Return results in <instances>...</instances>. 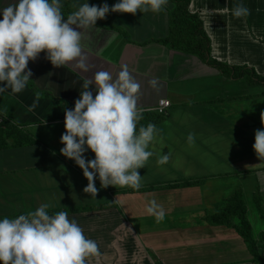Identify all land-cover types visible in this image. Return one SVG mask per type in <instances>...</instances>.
I'll return each instance as SVG.
<instances>
[{
	"label": "crops",
	"instance_id": "crops-1",
	"mask_svg": "<svg viewBox=\"0 0 264 264\" xmlns=\"http://www.w3.org/2000/svg\"><path fill=\"white\" fill-rule=\"evenodd\" d=\"M190 1L189 12L198 15L210 39L211 59L264 77V0ZM12 2L0 0V8ZM85 2L62 0L63 15ZM116 2L88 0L90 6ZM241 3L249 14L236 18L232 9ZM174 9L168 0L157 14L110 12L98 20V29L83 41L90 72L54 67L44 52L29 61V82L63 105L37 96L28 84L20 94L9 90L0 96V120L37 142L16 146L9 139L0 150V218L27 214L43 203L52 205L50 214L70 211L69 219L99 246L100 256L88 264H264V218L255 203L259 197L264 210V158L253 149L256 130L264 128V87L234 81L163 43ZM125 66L140 85L143 116L162 120L155 124L158 133L149 147L153 155L138 169L141 188H101L97 179L94 198L83 192L88 182L82 170L60 153L64 112L74 108L83 82L95 72H112L115 79ZM160 101L170 104L165 114L156 111ZM167 154L168 162L159 164ZM85 155L94 158L90 150ZM239 191L261 260L235 228L206 220ZM153 199L165 212L161 222L146 211ZM251 204L258 213L255 224Z\"/></svg>",
	"mask_w": 264,
	"mask_h": 264
},
{
	"label": "clouds",
	"instance_id": "clouds-1",
	"mask_svg": "<svg viewBox=\"0 0 264 264\" xmlns=\"http://www.w3.org/2000/svg\"><path fill=\"white\" fill-rule=\"evenodd\" d=\"M167 4L168 0H117L110 7L107 3L90 6L86 0L65 17L62 0H13L0 8V96L9 90L12 94L25 91L32 76L29 61L42 52L54 67L74 66L90 72L93 66L83 52V41L98 29V20L110 12L157 14ZM248 14L242 3L232 9L236 18ZM150 83L153 87L157 84ZM139 89L126 66L115 79L112 72L97 71L83 82L74 108L64 112L60 153L82 170L88 182L83 192L91 197L97 195V179L101 188L139 190L142 186L138 169L153 155L149 147L158 130L152 123L138 127L143 119ZM253 149L264 158V128L256 130ZM89 150L94 154L92 159L85 155ZM168 160V154L161 155L158 162L163 165ZM51 207L43 203L27 214L0 218V264H88L90 258L100 256L98 244L84 235L77 222L65 211L50 214ZM146 211L157 222L165 217L154 199Z\"/></svg>",
	"mask_w": 264,
	"mask_h": 264
},
{
	"label": "trees",
	"instance_id": "trees-1",
	"mask_svg": "<svg viewBox=\"0 0 264 264\" xmlns=\"http://www.w3.org/2000/svg\"><path fill=\"white\" fill-rule=\"evenodd\" d=\"M175 9L170 13V33L163 43L179 52L193 55L206 65L220 71L228 78L239 81L245 79L250 85H262L264 87V77H259L253 70L246 67H229L211 59L210 39L203 29V25L198 15L189 12L190 0H169ZM29 88L35 94L42 98H47L56 103L63 105L62 102L55 100L50 95L39 93L33 84L28 81ZM148 120H151L148 122ZM161 121L158 115H145L139 122V125L157 124ZM13 139L16 146L35 145L37 142L29 135L24 133L20 128L8 121L0 120V150L7 148L8 140ZM255 203L264 218V210L261 207V200L255 197ZM74 211H82L74 210ZM71 211V212H74ZM70 212V211H67ZM210 225H224L235 228L244 240L249 244L251 252L256 260H261L256 244L251 236V227L246 217V208L243 202L241 192H236L231 198L225 200L218 208L216 214L206 218ZM264 239V236H263Z\"/></svg>",
	"mask_w": 264,
	"mask_h": 264
},
{
	"label": "rangeland",
	"instance_id": "rangeland-1",
	"mask_svg": "<svg viewBox=\"0 0 264 264\" xmlns=\"http://www.w3.org/2000/svg\"><path fill=\"white\" fill-rule=\"evenodd\" d=\"M253 102H256V104H258V102H260V100H258V99L255 98V101H253ZM161 120H162V118H161ZM149 191H151V190L149 189ZM223 202H224V201H222L221 204H222ZM221 204H220V205H221ZM220 205H219V206H220ZM219 206H218V208H219ZM250 208L252 209V211L250 212V219H251L252 222L255 224V223H256V219L259 220V218H258V213H257V210L255 209V207H254L253 204L250 205ZM251 209H250V210H251Z\"/></svg>",
	"mask_w": 264,
	"mask_h": 264
},
{
	"label": "built area",
	"instance_id": "built-area-1",
	"mask_svg": "<svg viewBox=\"0 0 264 264\" xmlns=\"http://www.w3.org/2000/svg\"><path fill=\"white\" fill-rule=\"evenodd\" d=\"M169 107H170L169 102L160 101L157 108H156V111H158L159 113L165 114L166 109Z\"/></svg>",
	"mask_w": 264,
	"mask_h": 264
}]
</instances>
